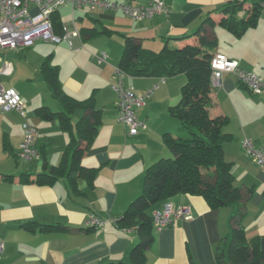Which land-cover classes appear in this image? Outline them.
<instances>
[{
	"label": "crops",
	"instance_id": "crops-1",
	"mask_svg": "<svg viewBox=\"0 0 264 264\" xmlns=\"http://www.w3.org/2000/svg\"><path fill=\"white\" fill-rule=\"evenodd\" d=\"M109 1L137 5L152 0ZM163 1L170 8L169 14L158 13L140 20L131 18L121 10H91L85 6L77 9L71 7L73 19L64 24L61 8L58 10L63 28H77L81 36L74 47L67 41L60 42L66 44L55 51L64 56L65 64L58 60L51 65L58 67L59 81L69 95L77 99L94 96L96 108L101 111L99 130L90 149L81 158L83 166L99 168L93 186L83 177L74 180L68 179L65 174L51 184L35 182L37 174L48 173L61 162L69 143V134L61 128L58 120H48L39 114L38 108L48 106L43 104L42 98L33 97L32 100L27 97L18 79L26 73L25 77L30 80L45 82L41 66L46 59L51 61L53 54L47 55L37 47L30 51H27L30 47L0 51V69L4 60L12 62L14 67L9 75L0 72V83L14 87L27 107L37 105L36 114L42 118L41 121L34 119L32 108L26 113L27 117H32L31 123L34 121L40 125V128L36 125L39 132L38 158L24 159L26 163L13 162L0 151V238L4 244L0 264H130V254L139 237L135 228L120 226L118 220L142 192L146 168L172 154L164 141V134L181 131L180 121L170 115L169 108L180 101L186 75L180 73L158 77L124 74V86L136 93H143L157 85L145 104L137 108L138 118L144 120L147 126L131 135L128 127L119 120L118 96L113 88L120 80L117 70L123 53L121 50H124V35L139 38L146 52H160L166 44L174 47L197 43L198 36L193 33L210 17L212 23L206 22L202 30L210 38L216 39L210 52L226 54L237 60L241 68L255 72L264 80V8L258 24L237 35L221 24L224 14L218 10L220 5L223 4V7L231 0ZM250 5V2L245 3L239 17L248 15ZM76 11L82 13L78 15L79 19H84V16L89 19L81 28L77 26ZM94 29L93 34L91 31ZM58 33L64 32L60 30ZM113 35L120 36L122 43L113 41ZM104 36L111 37L102 39ZM26 51V57L32 56L29 68L15 58ZM102 51L107 53V59L99 63L93 53ZM2 77L13 79L5 85ZM212 96L214 105L211 112L229 117L223 129L232 135V139L224 143V156L232 163L234 183L244 195L241 223L247 237H258L264 249V170L254 157L245 152L242 144L246 137L253 138L257 144H264V96L253 94L235 73L229 72L223 75L220 85L214 86ZM60 110L58 102L55 112ZM79 110L84 114L82 108L75 110L72 114L74 124L82 117ZM7 114L0 121V137L4 132L3 149L18 159L21 158L17 153L24 141V134H17L14 130L19 119L20 123L23 122V114L17 110ZM46 121H51L56 130L58 125L64 134L61 131L54 134ZM53 143L64 145L63 148L61 146L64 151L60 159L48 152ZM25 173L30 174L29 182L21 178ZM168 202L190 207L192 217L177 218L174 224L162 229L154 226L155 239L147 250L148 263L218 264L216 250L230 229L231 209L226 206L211 208L201 195L177 194L155 204L149 210L150 214ZM91 214L102 218L104 223L97 227L90 226L88 221ZM29 222L32 228L26 226ZM46 224L61 228L41 227Z\"/></svg>",
	"mask_w": 264,
	"mask_h": 264
},
{
	"label": "trees",
	"instance_id": "trees-1",
	"mask_svg": "<svg viewBox=\"0 0 264 264\" xmlns=\"http://www.w3.org/2000/svg\"><path fill=\"white\" fill-rule=\"evenodd\" d=\"M247 2L251 4L248 15L241 18L239 12ZM263 8L264 0H231L218 10L224 14L221 24L241 35L258 24ZM52 18L55 32L62 35L58 33L60 30L64 32L58 11ZM206 22L212 23L210 17L193 33L198 36L197 43L174 47L166 44L160 52H146L139 38L124 35L125 45L118 66L123 73L158 77L186 75L180 101L169 108L170 115L180 121L181 131L164 134V141L172 154L146 168L142 192L118 220L120 226L135 228L139 237L131 251L130 264H149L147 250L155 239L149 210L177 194L201 195L211 208L226 206L231 209L230 229L216 250L218 264H264L260 239L247 237L241 223L244 195L234 183L232 163L224 156V143L232 139V135L223 129L229 117L211 112L214 105L211 60L215 53L210 52V47L216 39L203 33ZM41 74L61 110L52 112L46 106L37 110L43 118L59 121L61 128L69 134V143L61 162L50 172L37 174L35 182L51 184L65 174L68 179L83 177L93 186L99 168L83 166L81 158L90 149L101 124V111L96 108L95 98L77 99L69 95L59 81L58 67L51 65L49 58L43 62ZM78 108H82L84 114L74 124L72 114ZM5 147L8 149L7 141ZM29 176L25 173L21 178L29 182ZM30 225L31 222L26 224ZM41 227L61 228L48 224Z\"/></svg>",
	"mask_w": 264,
	"mask_h": 264
},
{
	"label": "built area",
	"instance_id": "built-area-1",
	"mask_svg": "<svg viewBox=\"0 0 264 264\" xmlns=\"http://www.w3.org/2000/svg\"><path fill=\"white\" fill-rule=\"evenodd\" d=\"M65 5L73 9L81 7L105 8L110 10H121L133 19L140 20L153 17L158 13L169 14L170 8L163 0H152L147 4H131L127 2H114L109 0H0V51L24 49L33 46L40 40L60 43L67 41L71 47L77 45L80 31L77 28L64 26V33L59 35L55 32L52 15ZM99 63L105 62L107 53L95 54ZM212 83L214 86L221 84L225 73H235L239 81L244 84L253 94L264 96V80L255 72L240 67L237 60L228 57L224 53H215L211 60ZM12 62L4 60L0 72L9 75L13 73ZM119 81L113 86L117 93L116 102L119 111V120L128 127L131 135H135L141 128L147 126L146 122L137 116V108L144 105L157 85L148 88L143 93H136L123 84L125 73L117 70ZM17 110L25 115V106L21 94L14 87H6L0 83V113ZM25 138L20 146L18 156L32 160L40 156L37 147L39 132L37 128L29 123L24 124ZM243 147L248 155L254 157L258 165L264 170V144H257L251 138L246 137ZM153 223L157 229H162L174 224L177 218L190 219L192 212L190 207L184 204L168 202L162 207L155 209L152 213ZM90 226L97 227L104 220L95 214H91ZM4 249L0 238V254Z\"/></svg>",
	"mask_w": 264,
	"mask_h": 264
},
{
	"label": "rangeland",
	"instance_id": "rangeland-1",
	"mask_svg": "<svg viewBox=\"0 0 264 264\" xmlns=\"http://www.w3.org/2000/svg\"><path fill=\"white\" fill-rule=\"evenodd\" d=\"M222 5H220V6L222 7ZM91 10H89V11H91ZM60 13H61V17L63 19V23L64 24H67L68 22L72 21V19H73L72 18V8H71L70 5L63 6L61 8V10H60ZM80 13H81L80 11H76V17H77V20L76 21H77V26L79 28H81L82 26H85L86 25V22L89 21V19L88 18H85V16H84V19H79L78 15ZM84 14H85V10H84ZM104 37H107V36H104ZM104 37H102V39H109L111 36L110 37H107V38H104ZM111 38H112L113 41H121V37L118 36V35H113ZM120 43H122V41ZM65 44L66 43H54L52 41L40 40L35 45L31 46L30 49L27 50V51L34 50L37 47L38 50L41 49L42 51L44 50V52H47L46 53L47 55L50 54V53L53 54V57H52V59L50 61L51 64L55 65L56 64L55 62H57L58 60L61 61L63 64H65L64 63L65 62L64 61L65 60L64 56L57 54V51H55L56 48H58L59 46H64ZM68 47H70V46L68 45ZM161 48H162V45L160 46L159 50ZM27 51L22 56H15V58L16 59H20L21 62H22V64H24L25 67L29 68L32 65V56L30 55V56L26 57L27 56ZM121 51L123 52V50H121ZM102 52H104V51H102ZM102 52H100V53H102ZM93 54L95 55V54H98V53H93ZM25 76H26V73H23L21 75V77L18 79V81H19V84H20V88L23 90V92L26 94V96L27 97H30L32 100H33V97L36 98V99L42 98L43 104L44 105H47L50 108L51 111L55 112L58 109V102L54 98V96L51 94V91L49 90V88L47 87V85L45 84V82L42 81L40 83V82H37L35 80H30V79H28V77H25ZM12 79H13V77H2L1 80L3 81V83L5 85H8L9 81H12ZM23 104L25 105V110H24L25 111V115H22V117H21V121L23 119V122L20 123V119H19L18 124H16V126H15L14 132L17 133V134H20V133L24 134V138H25V130L23 131V127H24L23 124L29 123V124H31V125H33L35 127H37V126L39 127L40 125H37V123H35L34 121H33V123H31L32 122L31 121L32 117L31 116L27 117V114L26 113L27 112H30L32 107H29V106L27 107L26 102L24 100H23ZM56 105H57V107H56ZM36 107H37V105L34 108H32V113L34 115V119H38L39 121H41L42 118L38 117L37 114H36V109H35ZM79 111L82 112L81 110H79ZM7 113L8 112H6V113H0V121H1V119L3 117L8 116ZM81 115H83V112L81 113ZM73 117L75 118V115H73ZM46 125H49V128L53 131L54 134H56V131H61V133H63V131L60 129V127L58 125L56 126V127H58V130H56L55 128H53L52 125H51V121H46ZM4 135H5V133L3 132L2 133V136L0 137V142H1L0 143V151H1V153H3L5 156L9 157L11 159V161H13V162H16L17 161V162H20V163H22V162L23 163H26L25 162L26 160H24L22 158L16 159L15 157H13L12 155H10L8 152H6L3 149V147H4V140H5L4 139V137H5ZM24 138H23V140H24ZM50 146L48 148L49 149L48 152L50 151L49 152L50 155L52 157L55 156V155L56 156H59V159H60L62 157V154H63V151H64V149H61V146L63 148L64 145L63 144L61 145L60 143H53ZM15 150H17L16 147H15Z\"/></svg>",
	"mask_w": 264,
	"mask_h": 264
}]
</instances>
